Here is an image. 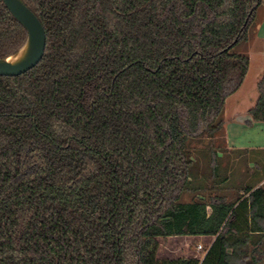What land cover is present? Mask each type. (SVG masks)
<instances>
[{"label":"trees","instance_id":"1","mask_svg":"<svg viewBox=\"0 0 264 264\" xmlns=\"http://www.w3.org/2000/svg\"><path fill=\"white\" fill-rule=\"evenodd\" d=\"M21 1L46 43L0 76V264H233L264 235V188L180 197L188 140L222 131L246 77L232 48L261 0ZM26 39L0 0V59ZM256 91L246 114L264 123V70ZM186 236L213 238L200 261L157 258L158 239Z\"/></svg>","mask_w":264,"mask_h":264},{"label":"rangeland","instance_id":"2","mask_svg":"<svg viewBox=\"0 0 264 264\" xmlns=\"http://www.w3.org/2000/svg\"><path fill=\"white\" fill-rule=\"evenodd\" d=\"M264 0L256 11L254 23L248 30L247 40L232 48V52L245 55L249 60L246 77L233 95L227 97L221 119L223 129L213 138L200 137L189 139L187 151L193 162L190 168V183L180 197V202L202 200L209 203L213 198L234 202L242 195L244 189L252 188L256 180L264 176V152L231 151L226 144V133L230 141L236 136L244 138L251 133L245 126L250 120L246 111L252 107L257 97L256 83L258 68L264 64ZM251 121V120H250ZM256 128L264 123H255ZM231 149V148H230ZM264 188V185L262 186ZM213 238L209 237H170L158 239L157 258L159 260L194 258L201 260L204 256L197 247L208 249ZM241 254L233 264H245L252 258L255 264H264V235H253L245 245L240 246ZM230 253V250H228Z\"/></svg>","mask_w":264,"mask_h":264},{"label":"water","instance_id":"3","mask_svg":"<svg viewBox=\"0 0 264 264\" xmlns=\"http://www.w3.org/2000/svg\"><path fill=\"white\" fill-rule=\"evenodd\" d=\"M12 17L25 29L27 39L22 49H26L22 60L18 63L8 58L0 59V76L16 77L35 67L41 60L45 50V32L34 13L21 0H2Z\"/></svg>","mask_w":264,"mask_h":264},{"label":"crops","instance_id":"4","mask_svg":"<svg viewBox=\"0 0 264 264\" xmlns=\"http://www.w3.org/2000/svg\"><path fill=\"white\" fill-rule=\"evenodd\" d=\"M259 25H260V29L264 28V20H261ZM263 70H264V64L263 66L258 68V72L256 73L257 78L259 77V75ZM245 126L251 129L252 132L246 135H241V136H245L244 138L240 137V135L236 136L234 142L230 141V137H229L230 134L226 133V144L228 145L229 148L228 150L264 152V126L256 128L255 122H252L250 120L245 121ZM263 185H264V176L259 180H256L251 187L252 189H255L258 187H262Z\"/></svg>","mask_w":264,"mask_h":264},{"label":"bare ground","instance_id":"5","mask_svg":"<svg viewBox=\"0 0 264 264\" xmlns=\"http://www.w3.org/2000/svg\"><path fill=\"white\" fill-rule=\"evenodd\" d=\"M25 51H26L25 48L22 49L17 55L10 57L9 61L16 63L20 62L25 54Z\"/></svg>","mask_w":264,"mask_h":264},{"label":"built area","instance_id":"6","mask_svg":"<svg viewBox=\"0 0 264 264\" xmlns=\"http://www.w3.org/2000/svg\"><path fill=\"white\" fill-rule=\"evenodd\" d=\"M197 249H198V251H202L204 253V255L207 251V249L204 250L202 246H198Z\"/></svg>","mask_w":264,"mask_h":264}]
</instances>
